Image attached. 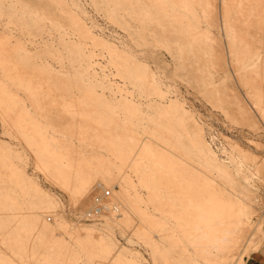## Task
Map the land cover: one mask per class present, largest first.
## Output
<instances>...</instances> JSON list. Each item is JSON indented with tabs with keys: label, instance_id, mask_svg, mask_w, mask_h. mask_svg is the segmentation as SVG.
Returning <instances> with one entry per match:
<instances>
[{
	"label": "rangeland",
	"instance_id": "374dc122",
	"mask_svg": "<svg viewBox=\"0 0 264 264\" xmlns=\"http://www.w3.org/2000/svg\"><path fill=\"white\" fill-rule=\"evenodd\" d=\"M211 2L0 0V58L36 87L34 100L0 61V97L16 100L14 106L62 145L54 163L40 161L29 145L34 138L19 133L13 113L0 105V203L7 199L21 211L10 222L3 213L0 219L26 220L0 229V264H189L182 252L200 262L149 198L164 199L161 181L177 180L180 165L191 174L227 173L229 182L220 178L216 186L231 198L232 175L256 208L248 240L226 264H242L258 246L264 174L256 166H264V117L256 97L264 98V77L256 70L264 30L243 21L237 0ZM251 40L257 53L247 55ZM237 55L244 59L237 62ZM85 124L119 146L122 137L128 148L138 144L136 162L124 169L130 180L118 172L117 151L90 141ZM169 159L181 164L167 165ZM72 167L63 183L64 169ZM105 188L102 204L121 205L117 218L104 209L86 214ZM166 223L176 243L163 237Z\"/></svg>",
	"mask_w": 264,
	"mask_h": 264
},
{
	"label": "bare ground",
	"instance_id": "6f19581e",
	"mask_svg": "<svg viewBox=\"0 0 264 264\" xmlns=\"http://www.w3.org/2000/svg\"><path fill=\"white\" fill-rule=\"evenodd\" d=\"M211 1L212 0H196L197 5L202 7L206 5H212ZM236 5L238 13L242 16V19L245 23L255 22L256 25L259 26V30H264V0L262 1V3L257 0H237ZM260 6H263L261 12H259L258 9L261 8ZM253 42L254 40L250 41V43ZM254 45V43L251 44L250 47H248L244 52H242L247 53V55L256 54L257 49L254 47ZM237 57L238 55L236 56L237 62H240L244 59L243 55H239V58ZM119 59L117 55L114 56V61L117 64H119ZM0 61L4 65V69H6V73L11 78L16 79L18 83L26 91H28L30 96L35 100L34 89L36 87L31 81H28L29 78H24L21 72L10 67L5 58H0ZM261 61L262 62L256 71L259 74H262V76L264 77V57ZM12 69H14V71L10 72ZM255 95L259 96L260 94L256 92ZM256 101L260 105L263 104L259 107V109L260 111H262V116L264 117V98L262 96L256 97ZM16 103L18 102L13 98L0 97V105L2 108L1 110L13 113V127L17 129L18 132L22 135L27 134L29 138H34L33 140L29 141L30 143H32L29 145L30 147H34L38 159L47 164H49V159H51V161L53 162L56 157L61 155L60 149L62 145L60 144V141L54 136L49 135L44 129L43 125L36 122L34 118H32L23 110V108L14 106ZM81 128L90 141L105 145V147L111 152L115 153L116 151H122V154H124V152H129L127 156L123 155V157L133 162H128L125 158L119 156V153L117 152L116 154L118 155L116 156L112 153V156H115V158H112H114V161L118 163V172L125 176L124 180H130V178L125 175L124 169L126 166H129L130 163L136 162V159L138 157V144L135 143L133 147L128 148L129 142L127 141V146L125 141L126 138L124 140L122 137V139L120 138L118 140V143H121L123 146L121 144L119 146L114 143V139L105 134V132L101 129L94 128L93 125L85 124ZM111 142L115 145H113ZM171 155L174 154L171 153ZM61 157H64V159L67 158L66 155H62ZM172 162L175 161L171 159L165 160V163H167V165H170ZM175 163L178 165L181 164L178 160ZM68 164L71 165L72 163ZM100 166L103 167V171L105 173L110 175L108 167H106L103 163H101ZM59 168L62 167L59 166ZM179 169L181 172L177 180L173 181V179H169L166 177V179L161 181L164 197L162 201L154 197L155 195L149 196V198L151 201L153 200V205L155 209L160 210L166 217H168L169 220L174 221L175 226L178 229L176 230L182 234V238L185 237L186 241L192 247L194 253L197 254L198 257L201 259L200 262L197 259L193 261L188 253L182 252V256L180 257L181 261L183 263L188 262L189 264H226V262L228 260L230 261L231 258L232 260L235 256L237 258V256H239L240 254V247L242 246L244 240H248L245 239V234H247V230L249 232V218L252 214L255 213L256 208L253 207L254 204L252 205L251 200L247 199L246 196H244L245 192L242 191L241 185L235 178H233L232 175H229L231 177V181L229 183L230 187L228 186V191L230 194L233 195V198H231L230 195H227V193H225L223 187L216 186L218 185L217 183H219L220 178L224 179L225 181L229 180L226 176L227 173L225 174L221 171L220 175H215L213 173L210 174L208 171H202V174H198L195 172L194 174H191L190 170L186 167V165H180ZM256 169L258 172H262V174H264V166H262L261 164L257 163ZM74 172L75 170L73 169V167L69 170L64 169V176L61 179L62 182L67 183L69 175H74ZM151 182L152 186L155 185V181ZM107 208L108 209L105 212H107V214H111L110 216L112 217L116 216L119 212H121V205L119 204L107 205ZM130 209H132V206L130 207ZM19 211L20 209L17 210V212ZM17 212L16 210L10 207V204L7 202V199L0 203V213L6 214L5 218L3 219L4 221L5 219H7V221L10 222L12 217L13 219L18 217L19 214ZM124 214L126 213L124 212ZM24 219L23 217H21L20 219H15V221L17 220L18 224L24 226L26 221ZM125 219L126 218H124L123 220ZM15 221L13 220V222L8 224L14 227ZM4 223H2L0 219V229L6 226L7 223ZM161 231L163 233V237L167 239L168 244L176 243V240L174 239V237H172L173 235L171 233V226H169L168 223L165 224L164 228ZM38 234L40 235L39 232H37L36 234L34 232L33 235ZM41 237L45 239L44 236ZM44 242L48 243V240ZM89 246L90 245H87V243H85L84 251L89 253L90 255H93L94 251L90 249ZM245 249L246 247L244 248V250Z\"/></svg>",
	"mask_w": 264,
	"mask_h": 264
},
{
	"label": "crops",
	"instance_id": "0c3cea01",
	"mask_svg": "<svg viewBox=\"0 0 264 264\" xmlns=\"http://www.w3.org/2000/svg\"><path fill=\"white\" fill-rule=\"evenodd\" d=\"M255 247L254 250L244 257L242 264H264V226L259 244Z\"/></svg>",
	"mask_w": 264,
	"mask_h": 264
},
{
	"label": "built area",
	"instance_id": "2783aa9c",
	"mask_svg": "<svg viewBox=\"0 0 264 264\" xmlns=\"http://www.w3.org/2000/svg\"><path fill=\"white\" fill-rule=\"evenodd\" d=\"M108 194V190L107 188L102 190V193H98L97 195L93 196V204L91 206V208L89 209L88 212H86V214H92V215H97L100 212H102V210L104 209L105 211L108 209L107 205H102V203H104L105 201L103 200V196L105 197ZM111 207V206H110Z\"/></svg>",
	"mask_w": 264,
	"mask_h": 264
}]
</instances>
